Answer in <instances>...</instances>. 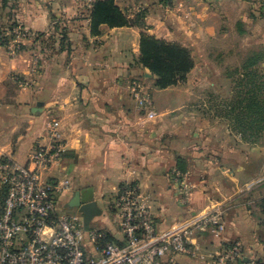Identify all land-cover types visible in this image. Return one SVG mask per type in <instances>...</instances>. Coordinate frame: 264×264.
I'll return each mask as SVG.
<instances>
[{
	"label": "crops",
	"instance_id": "obj_1",
	"mask_svg": "<svg viewBox=\"0 0 264 264\" xmlns=\"http://www.w3.org/2000/svg\"><path fill=\"white\" fill-rule=\"evenodd\" d=\"M69 1L0 0V163L33 169L31 153L50 143V124L58 122L63 156L41 179L73 183L59 195L60 212L80 213L69 203L81 192L84 203L96 202L102 210L89 226L122 244L113 203L121 186L132 185L160 234L215 208L223 213V234L200 233L193 255H168L158 264H215L236 243L249 255L247 264L264 263V138L247 144L225 121L181 114L192 103L189 95L201 88L197 63L183 86L157 90L155 77L138 63L142 30L103 26L94 37L82 6ZM240 2L219 5L224 13L237 11ZM53 21L67 27L69 50L61 47ZM14 25L26 38L11 53L3 42L12 39ZM139 80L153 99L155 120L146 119L130 94ZM228 83L221 80L224 88ZM175 172L188 174L193 185L184 203Z\"/></svg>",
	"mask_w": 264,
	"mask_h": 264
},
{
	"label": "built area",
	"instance_id": "obj_2",
	"mask_svg": "<svg viewBox=\"0 0 264 264\" xmlns=\"http://www.w3.org/2000/svg\"><path fill=\"white\" fill-rule=\"evenodd\" d=\"M11 53L26 38L21 27L8 37ZM137 109L147 120L157 113L152 97L142 81L130 86ZM50 143L37 146L29 165L0 163V186L6 189L0 213V264H158L168 255H193L194 239L203 232L223 234L222 212L215 208L187 226L169 234L157 232L155 218L140 200L138 189L126 185L113 203L123 243L105 241V232L86 226L80 213L60 212L59 195L72 189L70 180L43 181L42 173L58 163L64 145L58 122L50 124ZM183 203L193 185L188 174L172 176ZM216 264H235L242 260L236 243L217 256Z\"/></svg>",
	"mask_w": 264,
	"mask_h": 264
},
{
	"label": "rangeland",
	"instance_id": "obj_3",
	"mask_svg": "<svg viewBox=\"0 0 264 264\" xmlns=\"http://www.w3.org/2000/svg\"><path fill=\"white\" fill-rule=\"evenodd\" d=\"M74 1L82 6V15L88 20L96 0ZM116 2L127 14L134 16L145 13L146 32L149 35H158L160 37L158 39L166 37L162 40L177 43L192 51L200 70L201 81L196 82L201 83V88L196 86L194 94L189 95L192 100L188 102L192 103H186L179 110L187 117L198 114L211 119L216 118L215 112L219 110L221 104L232 98L234 83L246 68L264 71V0H241L237 11L232 9L224 13L219 0H116ZM241 14L249 16V21H240ZM230 15L236 19L235 22L229 21ZM59 23L53 21V25L60 29L59 34L66 32L67 36V27L63 24L60 26ZM222 79L229 82L225 88L221 85ZM211 82L213 86H210ZM180 85L183 86L184 82ZM191 92L193 93V90ZM225 122L229 125L227 121ZM222 221L225 225L224 217ZM241 248L243 249L242 245ZM248 256L243 249V259ZM217 258L216 256L215 264ZM250 264L264 263L253 259Z\"/></svg>",
	"mask_w": 264,
	"mask_h": 264
},
{
	"label": "trees",
	"instance_id": "obj_4",
	"mask_svg": "<svg viewBox=\"0 0 264 264\" xmlns=\"http://www.w3.org/2000/svg\"><path fill=\"white\" fill-rule=\"evenodd\" d=\"M90 31L94 37L101 35V28L110 29L137 28L140 35L138 63L149 70L155 77V88L166 90L185 82L187 76L195 68L193 53L177 43L158 39L149 35L146 30L145 13L131 17L118 5L116 0H96L89 14ZM17 26H12L10 32ZM61 47L69 50L66 32L61 34ZM8 40L3 42L8 45ZM214 117L229 123L230 129L243 142L256 144L264 138V71L245 69L235 81L233 96L220 105ZM124 186H121L122 190ZM6 189L0 191V213L4 207ZM260 207L264 213V200ZM105 241L112 242L105 233Z\"/></svg>",
	"mask_w": 264,
	"mask_h": 264
},
{
	"label": "water",
	"instance_id": "obj_5",
	"mask_svg": "<svg viewBox=\"0 0 264 264\" xmlns=\"http://www.w3.org/2000/svg\"><path fill=\"white\" fill-rule=\"evenodd\" d=\"M69 207L72 209H77L83 216V221L86 226H89L91 222L102 215V210L98 207L96 202L84 203L82 200L81 192H77L71 202ZM248 259L244 258L239 260V264H247Z\"/></svg>",
	"mask_w": 264,
	"mask_h": 264
}]
</instances>
